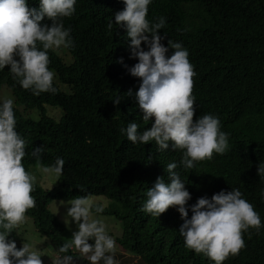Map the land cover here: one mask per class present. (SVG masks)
Returning <instances> with one entry per match:
<instances>
[{
  "label": "trees",
  "instance_id": "1",
  "mask_svg": "<svg viewBox=\"0 0 264 264\" xmlns=\"http://www.w3.org/2000/svg\"><path fill=\"white\" fill-rule=\"evenodd\" d=\"M27 6L39 10L40 0H27ZM74 7L71 17L62 18L64 28L70 29L72 47L67 51L72 62L66 63L54 50L48 52L49 70L66 91L53 81L55 93L33 95L12 78L10 66L0 70V93L4 86L12 92L15 130L26 141L25 170L30 173L38 166L37 159L42 166L53 165L57 158L65 162L53 189L34 184L36 206L26 214L39 235L60 253L69 231L50 211V203L105 196L110 204L99 214L121 222L117 245L143 264H214L185 248L179 233L184 221L175 207L159 218L142 211L148 189L158 177L171 183L166 169L176 163L174 171L191 196L186 205L189 219L199 198L232 189H239L260 215L259 233H244L245 248L223 264H264V178L257 174L264 162V0H151L148 6L150 24L165 18L161 43L168 47L171 39L189 53L196 73L194 122L214 115L228 135L225 154H214L192 169L181 165L183 152L173 151L171 143L168 150L159 151L154 141L133 144L121 132L130 122L138 123L139 132L154 123V118L142 119L135 98L142 81L129 72L139 61L132 57L126 27L115 24V14L125 8L123 0H76ZM41 24L50 27L51 21L45 18ZM141 47L149 50L146 44ZM117 98L119 105L113 103ZM45 106L60 108V120L49 116ZM33 112L38 119L31 117ZM38 147L42 152L35 157ZM60 254L90 264L71 249Z\"/></svg>",
  "mask_w": 264,
  "mask_h": 264
},
{
  "label": "clouds",
  "instance_id": "2",
  "mask_svg": "<svg viewBox=\"0 0 264 264\" xmlns=\"http://www.w3.org/2000/svg\"><path fill=\"white\" fill-rule=\"evenodd\" d=\"M150 2L123 0L124 10L115 14V24L126 27L132 57L139 61L129 72L142 81L135 93L142 119L150 121L154 118L150 129L139 132L138 123L130 122L121 132L126 133L128 141L133 144L146 145L154 141L159 151L168 150L171 143L173 151L183 152L181 165L192 169L198 162L211 160L214 154H225L229 149L228 135L221 131L220 120L214 115H202L194 122L193 78L196 73L188 59L189 53L181 43L171 39L168 47L161 43L164 37L159 33L166 21L160 17L158 22L150 24L147 19ZM75 4L76 0H40L39 10H30L27 0H0V70L10 66L12 78L24 90H31L33 95L56 92L54 72L48 67V52L54 50L57 53L55 49L72 47L70 29L64 28L62 18L74 14ZM45 18L51 21L50 27L41 24ZM112 26L110 23L109 29ZM142 43L148 46V51L141 47ZM119 63L122 64L123 60ZM127 95H132L131 90ZM13 103L12 99H6L0 105V264H78L72 255L60 254L70 249L87 258L90 264H99L100 261L117 264L115 240L108 235L101 219L92 218L93 211L99 214L103 208L94 207L89 196L67 201V217L76 223L77 231L73 232L69 243L59 248L60 253L52 248L59 254L57 260H41L40 250L24 243H37L34 236L32 240L23 237L18 228L21 230L26 226L24 219L29 217L26 213L36 206L31 193L38 169L33 175L37 166H32L29 173L22 164L26 141L15 130ZM113 103L119 105L120 98ZM41 152L42 147H38L32 155L38 157ZM37 163L42 166L39 159ZM64 163L63 159L57 158L53 165L43 166L42 171L60 175ZM177 166L176 163L167 165L171 183L158 177L154 186L148 189L142 211L159 218L175 207L184 221L179 233L184 237L185 248L203 254L214 264H223L245 248L244 233L251 235L250 229L259 233L262 226L260 215L242 198L239 189H232L227 193L220 191L211 199L199 198L191 207L189 219L186 205L191 196L180 175L174 171ZM257 174L264 178V162L258 165ZM11 234L13 240L8 239ZM90 240L94 243L90 244ZM16 244L21 248L17 249Z\"/></svg>",
  "mask_w": 264,
  "mask_h": 264
},
{
  "label": "rangeland",
  "instance_id": "3",
  "mask_svg": "<svg viewBox=\"0 0 264 264\" xmlns=\"http://www.w3.org/2000/svg\"><path fill=\"white\" fill-rule=\"evenodd\" d=\"M55 50L58 51L57 54L60 57H62L66 63L72 62L73 59L66 49L61 47L60 49H55ZM54 81L60 86L61 90L66 91L68 89L67 86L61 84L57 80V78L55 77V74H54ZM1 92H2L0 93L1 102H4V100L6 99H12L13 102L15 101V98L12 92L6 86L2 88ZM45 107H46L47 114L49 116L60 120V118L63 115V111L60 108L52 107V106H45ZM27 114L28 112L25 113V115ZM30 115L34 119L39 118L38 113L36 112H33ZM42 167L43 166H37L33 169V175H35V171L38 169L35 175L36 183H38L44 189H53L54 186L58 182L59 175L55 173H44L42 171ZM90 198H91L93 206H101L103 208H106L110 204V200L106 198L105 196H91ZM68 207L69 205L67 204V201L55 200L50 204L49 209L60 220V222H62L70 231V235L68 233V236L66 237V241L69 243L71 241L73 232L77 231V225L74 221H71L70 218L67 217ZM92 218L101 219L106 227V231L108 235H110L115 240L116 251H115L114 259L117 262V264H122L123 263L122 261H124V264H143L139 258L133 257L131 254L125 252L122 249V247L117 245L116 238L121 236L123 232L122 224L119 220H117V218L113 216L97 214L94 212H93ZM24 220L27 221V224L21 230L18 228L19 233L21 231V235L23 237L29 238L30 240H32V236H34L35 239L37 240V243L36 242H24V243H29L34 248H38L40 250L41 260L47 261L50 258H51L50 260H57L59 257L58 256L59 254L52 250L53 247L46 238L38 234L36 228L34 227V224L32 223L33 222L32 219L25 216ZM40 237L42 238V240H40L41 239ZM121 255L126 257V260H124L123 258H120ZM100 262L103 264V261H100Z\"/></svg>",
  "mask_w": 264,
  "mask_h": 264
}]
</instances>
